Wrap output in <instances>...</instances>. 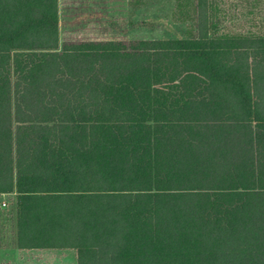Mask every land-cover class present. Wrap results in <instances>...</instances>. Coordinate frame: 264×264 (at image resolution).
<instances>
[{
  "label": "trees",
  "instance_id": "16d2710c",
  "mask_svg": "<svg viewBox=\"0 0 264 264\" xmlns=\"http://www.w3.org/2000/svg\"><path fill=\"white\" fill-rule=\"evenodd\" d=\"M175 9L184 38L59 47L57 0H0V195H15L18 249L264 264V0ZM77 132L107 143H63Z\"/></svg>",
  "mask_w": 264,
  "mask_h": 264
},
{
  "label": "crops",
  "instance_id": "0c3cea01",
  "mask_svg": "<svg viewBox=\"0 0 264 264\" xmlns=\"http://www.w3.org/2000/svg\"><path fill=\"white\" fill-rule=\"evenodd\" d=\"M148 0H57L58 39L65 41H122L184 38L187 29L176 37L141 38L138 19L134 24V9L138 11ZM173 11L176 14L175 0ZM126 14V17H124ZM175 20L178 21L177 16ZM136 33V35H134ZM195 34V32H192ZM64 36H66L65 39ZM101 133H68L63 143H107ZM30 250V249H25ZM38 251V250H35Z\"/></svg>",
  "mask_w": 264,
  "mask_h": 264
},
{
  "label": "rangeland",
  "instance_id": "374dc122",
  "mask_svg": "<svg viewBox=\"0 0 264 264\" xmlns=\"http://www.w3.org/2000/svg\"><path fill=\"white\" fill-rule=\"evenodd\" d=\"M173 0H148L136 11L134 9V24L138 19L139 33L143 38L178 37L188 28L187 22L175 20L177 14L172 12ZM172 10V11H171ZM126 17V14H124ZM136 35V33H134ZM64 36L63 39H65ZM59 47L63 43L60 39ZM6 206H0V232L3 233V245L0 246V264H76V252L65 250H25L14 246L15 209L14 193L0 195Z\"/></svg>",
  "mask_w": 264,
  "mask_h": 264
},
{
  "label": "built area",
  "instance_id": "2783aa9c",
  "mask_svg": "<svg viewBox=\"0 0 264 264\" xmlns=\"http://www.w3.org/2000/svg\"><path fill=\"white\" fill-rule=\"evenodd\" d=\"M2 195H3V194H2ZM0 206H1V207L6 206V202H5L4 199H0Z\"/></svg>",
  "mask_w": 264,
  "mask_h": 264
}]
</instances>
